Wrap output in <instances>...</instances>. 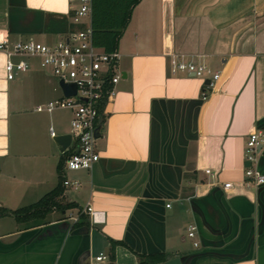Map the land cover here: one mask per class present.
I'll use <instances>...</instances> for the list:
<instances>
[{"label": "crops", "instance_id": "crops-1", "mask_svg": "<svg viewBox=\"0 0 264 264\" xmlns=\"http://www.w3.org/2000/svg\"><path fill=\"white\" fill-rule=\"evenodd\" d=\"M75 5L0 0V36L53 43L82 26L71 22ZM116 50L126 77L104 107L99 159L63 166L79 184L62 200L77 207L35 223L0 214V264H90L111 240L123 245L107 264L155 252L167 254L155 264H264V182L244 175L248 136L264 134V0H140ZM173 59L218 77L203 91L201 78L171 71ZM5 61L0 51V207L11 211L56 186L62 153L35 131ZM254 166L264 175V145ZM79 209L87 223H76Z\"/></svg>", "mask_w": 264, "mask_h": 264}, {"label": "built area", "instance_id": "built-area-1", "mask_svg": "<svg viewBox=\"0 0 264 264\" xmlns=\"http://www.w3.org/2000/svg\"><path fill=\"white\" fill-rule=\"evenodd\" d=\"M76 5L72 9L71 22L77 27L67 36L53 43H45L33 38L11 41L7 37L0 36V51L6 56V79H12L18 71H26L29 63L23 57H32L39 60L42 67H48L56 76L61 95L53 100L35 107L38 112H52L55 109H66L71 113L69 131L71 140L67 148L64 161V170H89L99 159V151L95 144V128L98 126L100 116L104 117L106 102L114 94L115 85L121 80L122 71L118 68L120 54L117 50L105 51L96 46L92 41L90 15L91 0H75ZM17 57V60H13ZM170 69L174 72L186 71L197 78L205 79L204 73L210 70L205 64L196 65L193 62L171 60ZM218 77L214 73L209 78L207 87L213 85ZM60 82L75 85V93L65 95ZM104 107L101 109L103 106ZM49 135L54 138L57 134L52 126L49 127ZM264 145V134L261 131L250 132L245 143V160L250 162L245 167L244 175L254 184H262L264 175L261 174L254 163L260 147ZM208 172V170H206ZM63 186H78L77 180H69L63 173ZM231 187L230 182L223 184L224 189ZM83 212V211H82ZM91 222L102 220V214L93 210L90 204L86 207ZM189 237L195 236V226L187 229ZM197 246V242L193 243ZM109 255L100 252L95 255L90 264H107Z\"/></svg>", "mask_w": 264, "mask_h": 264}, {"label": "trees", "instance_id": "trees-1", "mask_svg": "<svg viewBox=\"0 0 264 264\" xmlns=\"http://www.w3.org/2000/svg\"><path fill=\"white\" fill-rule=\"evenodd\" d=\"M139 1L140 0H91L90 26L93 43L108 52L116 50L118 41L131 17L132 9ZM206 89H208L207 85L204 84L203 91ZM205 97L206 93L203 95V98ZM103 107L104 102L101 109H103ZM65 158L66 152L60 155L57 162V184L53 189L46 192L37 201L18 209L9 211L0 207V214L10 213L18 222L35 223L43 221L47 214L53 210L62 212L77 207L74 202H65L62 200L64 191V186L62 184L63 166ZM76 223H87L86 216L81 209L78 210V220ZM119 244L123 245V242L110 241L108 251L110 263L114 261V249L115 246ZM135 255L139 263L143 264H155L167 258V254L164 252L150 254L135 253Z\"/></svg>", "mask_w": 264, "mask_h": 264}, {"label": "rangeland", "instance_id": "rangeland-1", "mask_svg": "<svg viewBox=\"0 0 264 264\" xmlns=\"http://www.w3.org/2000/svg\"><path fill=\"white\" fill-rule=\"evenodd\" d=\"M38 39L41 41H45L43 38ZM23 58L28 62L30 60L29 64L31 66V69L27 72H16L14 74L13 80L11 79L10 82L11 84H15L17 86V90L21 88L19 95L22 98V106L26 110L25 112H28V116L33 118L32 124L35 127V131L37 133L46 132L47 136H49V125H52L57 133L68 129L69 119L71 116V113L68 110L55 109L49 113L46 111L37 112L33 109L35 104H44L49 100H53L59 97L61 93L59 90L57 78L55 75H53L48 67L40 66L39 60L37 58ZM17 59V57H13V60ZM184 62H188V60H185ZM193 62L196 65L201 63L199 61ZM120 67L126 68L123 60H120ZM185 74H187L186 71L177 73V75ZM208 75L210 74L204 73V76ZM51 140L53 141V138H51ZM101 140V137H98L95 140V144L97 147H99L100 143L102 142Z\"/></svg>", "mask_w": 264, "mask_h": 264}, {"label": "water", "instance_id": "water-1", "mask_svg": "<svg viewBox=\"0 0 264 264\" xmlns=\"http://www.w3.org/2000/svg\"><path fill=\"white\" fill-rule=\"evenodd\" d=\"M5 66V65H4ZM193 75V74H191ZM126 73L122 72V77L125 78ZM202 79V78H201ZM204 80V84H209V79H202ZM61 87L63 88V92L65 95H71L75 93V85L73 84H64L63 82H60ZM103 128V116H100L98 119V126L95 128V137H100L101 136V130ZM71 140V135L69 133H61L57 134L54 138L53 141L57 145L58 150L60 153H63L67 146L69 145ZM261 148V147H260ZM250 165V162L248 160H244V166L248 167Z\"/></svg>", "mask_w": 264, "mask_h": 264}]
</instances>
